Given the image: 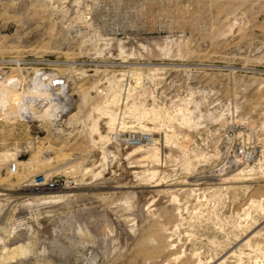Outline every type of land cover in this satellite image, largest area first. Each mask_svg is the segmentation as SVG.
I'll return each mask as SVG.
<instances>
[{"label": "rangeland", "instance_id": "obj_1", "mask_svg": "<svg viewBox=\"0 0 264 264\" xmlns=\"http://www.w3.org/2000/svg\"><path fill=\"white\" fill-rule=\"evenodd\" d=\"M24 55L56 62L64 85L43 83L77 131L43 162L51 120L16 91L40 76L3 74L1 218L25 254L1 264H264V0H0V57ZM119 122L155 144L115 145ZM18 155L75 187L25 200L4 172Z\"/></svg>", "mask_w": 264, "mask_h": 264}, {"label": "built area", "instance_id": "obj_2", "mask_svg": "<svg viewBox=\"0 0 264 264\" xmlns=\"http://www.w3.org/2000/svg\"><path fill=\"white\" fill-rule=\"evenodd\" d=\"M53 65H56L55 61H47L45 59L32 55H24L19 57L1 56L0 81L3 80L5 76L10 75V73H7L8 75H3L7 70L12 71L14 68H18L27 70V73L31 72L33 76L38 73V75L40 76V80L42 81H50L54 85H64V78L52 72V70L56 69ZM65 82H68V80L66 79ZM76 113L77 110H74L66 118L59 116L56 120L44 122L43 125H41L40 123L38 124V126L41 125L43 133L40 136L35 133V135L33 136V141L38 142L42 146L40 158L43 162L49 164L52 163L53 165H55L54 163H56V160L54 159V157L57 156V152L59 150V148L55 144V140L58 138H68L72 134H74L75 131H77V129L75 130V125L77 124L78 117V114ZM216 132L219 133V131ZM109 137L111 142L119 147H122V142L126 146H146L148 144H152L153 142L148 131L139 134L130 132L122 138L121 122L116 125V127L111 132V136ZM238 154H240V158L250 159L253 157V150L249 148H241L239 150L233 149L231 152L227 153L226 157L229 156V160L235 162L238 159ZM19 158H22V156L18 155L17 157L6 161L4 172L7 177H20V181L18 183L19 186L17 187H20L19 189L22 191L21 197L25 198V200L29 199L30 194L35 191H57L75 187V178L74 175L70 174V171H67L66 173L57 172L51 164V167L49 168H45L34 173H25L24 170H26V168L30 166L32 161L28 165H21V162L29 159L27 158L18 160ZM29 168H31V166ZM9 190L10 188L6 191ZM6 191L0 192V264L6 262V260H3L2 257L5 255V249L9 247L8 245H10L14 238L12 231L9 229V223L1 218L4 211V204L1 201L6 200Z\"/></svg>", "mask_w": 264, "mask_h": 264}, {"label": "bare ground", "instance_id": "obj_3", "mask_svg": "<svg viewBox=\"0 0 264 264\" xmlns=\"http://www.w3.org/2000/svg\"><path fill=\"white\" fill-rule=\"evenodd\" d=\"M18 79L19 78H17V76L15 74L5 76L4 79L0 81V86H2L4 84H11V85H14V87L16 89L15 80L18 81ZM43 82L44 81H42V80L40 81V80H37L34 78L33 80H31V82L28 85V88L25 91H23L21 93L17 89H16V91L18 93L20 100L23 101L24 103H27V105L29 106V111H30L31 115H33L34 117H37L41 120L48 118L52 121V120H55V118L58 116L59 111L61 112V110H66L69 108V105L67 102L68 100L65 99L64 97L61 98L62 96L59 97V95H55V94L51 93L52 90H50L49 87ZM52 85L54 86L53 83H52ZM61 85H55V86L59 87ZM38 102L40 105L39 107H41V108L43 107V110L41 112H38V110L36 109V105ZM185 121H187V118ZM188 122H189V120H188ZM150 135H151V139L153 141L152 145L150 146V147H152L155 144V140H154V137L151 133H150ZM135 148H140V146H137ZM153 186H156V184ZM64 190H66V189H64ZM45 191L47 193H50L51 197L54 196L53 195L54 191H52V190H45ZM24 254H25V251H24L23 245H16L13 247H7L5 249V255L3 256V258L4 259H12V258H15L17 256L24 255Z\"/></svg>", "mask_w": 264, "mask_h": 264}]
</instances>
